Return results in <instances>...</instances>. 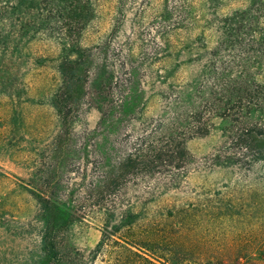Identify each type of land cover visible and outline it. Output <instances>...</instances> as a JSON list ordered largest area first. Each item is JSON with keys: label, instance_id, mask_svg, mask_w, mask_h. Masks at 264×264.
Here are the masks:
<instances>
[{"label": "rangeland", "instance_id": "374dc122", "mask_svg": "<svg viewBox=\"0 0 264 264\" xmlns=\"http://www.w3.org/2000/svg\"><path fill=\"white\" fill-rule=\"evenodd\" d=\"M70 1L0 0V264L41 255L31 191L72 213L81 264H264V160L200 108L216 63L264 85V59L249 51L264 36V0H90L68 27ZM244 12L254 24L235 33ZM72 25L93 55L91 89L57 149L53 99L62 61L75 57ZM148 146L163 159L103 186Z\"/></svg>", "mask_w": 264, "mask_h": 264}, {"label": "trees", "instance_id": "16d2710c", "mask_svg": "<svg viewBox=\"0 0 264 264\" xmlns=\"http://www.w3.org/2000/svg\"><path fill=\"white\" fill-rule=\"evenodd\" d=\"M71 15L65 21V25L70 27L72 20L74 25H79L82 15L90 11V0H71ZM247 12H244L238 21L234 23V31L241 32L249 29L254 23L249 24ZM72 22V23H73ZM254 22V21H253ZM72 34L68 35V40L72 46L74 58H66L60 65V73L62 75V85L57 91L53 99V106L58 112L63 126V132L60 137L57 149H60L63 138L71 141L73 132V123L75 122L76 114L79 113L87 96H90L91 89V62L93 55L90 49H83L78 39L80 33L76 35V29ZM75 31V32H74ZM78 32V31H77ZM75 36V37H74ZM234 35H232L233 37ZM253 42L255 47H251L249 51L257 57L264 59V36L258 37ZM209 87L206 94L208 98L200 105H203L213 117H221L229 121L235 127L232 135V144L239 146L247 151H258L260 160H264V85L260 84L255 78L246 73L240 76H234L229 73V66L225 62L216 63L211 68ZM112 83V80L110 84ZM100 98L104 101L111 99L113 92L110 86L109 93L105 92L103 84H99ZM205 111V112H206ZM201 112V113H200ZM199 110L198 115L202 114ZM206 133H198L202 136ZM193 137L195 135H192ZM191 136V137H192ZM186 140L184 139L181 146L179 145V155L184 157L186 154ZM154 147L142 148L138 153H132L124 157L118 166L107 172L103 181L104 187L114 186L129 173L130 169L137 167H151L158 161L163 159L161 150ZM178 150V149H177ZM35 196L39 206V219L43 223L41 234V255L36 261V264H81L88 263L85 255L71 243L68 232L75 218L72 213L64 206L52 201L42 194L31 191ZM105 243L103 238L98 249ZM138 256V255H137ZM96 258V256H94ZM148 264H156L143 258Z\"/></svg>", "mask_w": 264, "mask_h": 264}]
</instances>
